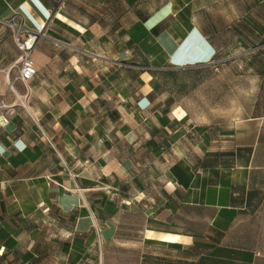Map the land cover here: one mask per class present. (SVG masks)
<instances>
[{"label": "crops", "instance_id": "crops-1", "mask_svg": "<svg viewBox=\"0 0 264 264\" xmlns=\"http://www.w3.org/2000/svg\"><path fill=\"white\" fill-rule=\"evenodd\" d=\"M198 1L0 0V264H264V63Z\"/></svg>", "mask_w": 264, "mask_h": 264}, {"label": "rangeland", "instance_id": "rangeland-1", "mask_svg": "<svg viewBox=\"0 0 264 264\" xmlns=\"http://www.w3.org/2000/svg\"><path fill=\"white\" fill-rule=\"evenodd\" d=\"M197 3V8H201L199 14L205 17L207 26L217 35L222 44V62H246L249 57H256L250 58V62H264V56L257 55L259 49L256 47V44L264 43V38L254 39L252 30L254 28L264 34V23H248L251 28H247L246 25L242 27L237 23V20L242 17L246 20H250L248 18L251 17L264 20V0H199ZM203 5L205 9L202 8ZM242 39L247 40L244 47L239 43ZM193 40V38H187L182 41L191 43L194 42ZM243 49L248 53L243 55Z\"/></svg>", "mask_w": 264, "mask_h": 264}, {"label": "built area", "instance_id": "built-area-1", "mask_svg": "<svg viewBox=\"0 0 264 264\" xmlns=\"http://www.w3.org/2000/svg\"><path fill=\"white\" fill-rule=\"evenodd\" d=\"M16 19L17 16H13L7 21L10 26L15 28L14 39L21 53L17 73L12 80H10V78L8 79L10 89L13 88L15 82H21L28 88L29 82L38 75V71L32 59V54L41 36H43L42 32L27 29L22 24L18 23ZM4 107L5 105L0 103V110Z\"/></svg>", "mask_w": 264, "mask_h": 264}, {"label": "trees", "instance_id": "trees-1", "mask_svg": "<svg viewBox=\"0 0 264 264\" xmlns=\"http://www.w3.org/2000/svg\"><path fill=\"white\" fill-rule=\"evenodd\" d=\"M201 34L203 35V37L211 44V46L215 49V54L213 56L212 61L214 62H218V61H222L221 58V45L218 46V48H215L214 43L212 41V39L210 37H208L207 35H205L201 30H200ZM256 47H258V56H264V43H262V45L256 44ZM257 49V48H256ZM263 51V52H262ZM257 56V57H258ZM256 58V57H255ZM255 58H251V59H255ZM254 63H259V62H255V61H251ZM264 63V62H263ZM262 64V63H261Z\"/></svg>", "mask_w": 264, "mask_h": 264}]
</instances>
